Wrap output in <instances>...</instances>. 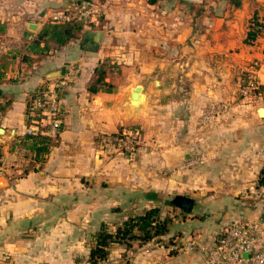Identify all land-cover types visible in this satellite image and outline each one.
<instances>
[{
  "label": "crops",
  "instance_id": "obj_1",
  "mask_svg": "<svg viewBox=\"0 0 264 264\" xmlns=\"http://www.w3.org/2000/svg\"><path fill=\"white\" fill-rule=\"evenodd\" d=\"M86 1L82 31L35 60L48 16L77 0H0V264L85 262L102 224L114 233L154 207L169 231L111 243L113 264H199L225 226L264 227V36L244 43L264 0ZM97 67L112 92L89 90ZM249 70L251 98L237 88ZM50 77L67 79L57 143L43 160L11 159L27 95ZM132 128L147 152L101 154L103 138ZM177 194L194 198L190 212L170 204Z\"/></svg>",
  "mask_w": 264,
  "mask_h": 264
},
{
  "label": "built area",
  "instance_id": "obj_2",
  "mask_svg": "<svg viewBox=\"0 0 264 264\" xmlns=\"http://www.w3.org/2000/svg\"><path fill=\"white\" fill-rule=\"evenodd\" d=\"M91 4L77 2L70 8L59 10L48 16V22L58 23L72 19L87 22L93 16ZM254 72L247 71L244 82L238 76V93L242 97L251 98L255 95L257 84ZM67 79L50 77L40 87L28 95L25 117L28 121L24 126V134L43 135L56 138L62 128L63 106L62 89ZM254 92V93H252ZM1 118V114H0ZM139 128H132L106 136L100 142L101 154L120 153L134 159L139 155L141 134ZM16 155L13 153L12 155ZM3 162L0 171H3ZM264 227L260 221L235 222L225 226L214 245L204 250V261L199 264H264V245L262 233ZM78 264H113L108 258L99 259L96 263L85 261Z\"/></svg>",
  "mask_w": 264,
  "mask_h": 264
},
{
  "label": "trees",
  "instance_id": "obj_3",
  "mask_svg": "<svg viewBox=\"0 0 264 264\" xmlns=\"http://www.w3.org/2000/svg\"><path fill=\"white\" fill-rule=\"evenodd\" d=\"M77 2L90 4L86 0H77ZM230 2L235 7H239L242 0H230ZM84 24H86V22H82L78 19L58 23L48 22L44 24L34 43L38 44L40 41H43L44 45L42 51L45 52H42V55H39L35 60H40L41 56L46 55L51 49H57L68 43L82 31ZM246 28V36L244 38V43L246 44H253L259 37L264 36V23L258 19L255 13L248 20ZM105 73L103 67L96 68V78L89 85V90L91 92H97L99 90L112 92L114 90L113 85L104 80ZM241 76L245 82L247 79L246 73ZM31 93L32 92L29 94ZM4 111L5 104L0 103V114L2 115ZM27 122L25 117L24 126ZM116 135L117 134H112V136ZM58 137L59 135L56 138H50L43 135L23 134L13 143L10 151L21 155L25 150L33 153L36 159L43 160L44 156L50 151V148L56 145ZM257 183L259 185H264V165L258 174ZM170 227L171 220L169 218L160 219L159 208L157 207L150 208L142 214L127 218L123 221L121 227L117 228L114 233L108 232L106 226L102 224L100 230L96 234V244L90 249L89 257L86 261L96 263L99 259H106L108 248L111 243L119 242L128 244L130 240L144 242L166 234Z\"/></svg>",
  "mask_w": 264,
  "mask_h": 264
},
{
  "label": "water",
  "instance_id": "obj_4",
  "mask_svg": "<svg viewBox=\"0 0 264 264\" xmlns=\"http://www.w3.org/2000/svg\"><path fill=\"white\" fill-rule=\"evenodd\" d=\"M31 25H33V29L34 26H36L35 23H31ZM141 87L137 86L134 89V92L132 94V103L135 104V102L138 99V94L140 92ZM260 110H262V108H259L258 112L260 114ZM3 130L2 128H0V133H2ZM195 200L194 198L184 195V194H177L175 195L171 200H170V204L181 209L182 211H186V212H190L194 206Z\"/></svg>",
  "mask_w": 264,
  "mask_h": 264
},
{
  "label": "rangeland",
  "instance_id": "obj_5",
  "mask_svg": "<svg viewBox=\"0 0 264 264\" xmlns=\"http://www.w3.org/2000/svg\"><path fill=\"white\" fill-rule=\"evenodd\" d=\"M259 65V63L258 62H256L254 65L256 66V65ZM254 70V69H253ZM253 74V73H252ZM241 74H239L238 76H240ZM255 74H253V76H254ZM238 81V80H237ZM255 81H256V78H255ZM257 82V81H256ZM257 84V83H256ZM237 88H238V86H237ZM252 93H254V92H252ZM141 134V133H140ZM142 135V134H141ZM109 136V135H108ZM142 139H141V145L143 146V148H142V150L139 152V154H142V153H145V152H147V148L149 147L145 142H144V140H143V137H141ZM115 153V152H114ZM105 155H107V154H105ZM10 158L12 157V158H15V156L14 155H11V156H9ZM11 158V159H12ZM4 169H5V165H3V171H4ZM3 171H0V173L1 172H3ZM173 198V197H172ZM171 198V199H172ZM168 218V217H167Z\"/></svg>",
  "mask_w": 264,
  "mask_h": 264
},
{
  "label": "bare ground",
  "instance_id": "obj_6",
  "mask_svg": "<svg viewBox=\"0 0 264 264\" xmlns=\"http://www.w3.org/2000/svg\"><path fill=\"white\" fill-rule=\"evenodd\" d=\"M261 111V110H260Z\"/></svg>",
  "mask_w": 264,
  "mask_h": 264
}]
</instances>
